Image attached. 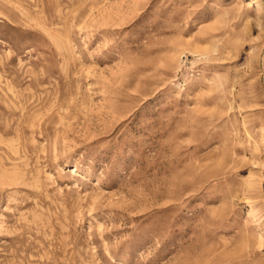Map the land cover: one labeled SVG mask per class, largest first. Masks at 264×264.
<instances>
[{"label":"rangeland","instance_id":"obj_1","mask_svg":"<svg viewBox=\"0 0 264 264\" xmlns=\"http://www.w3.org/2000/svg\"><path fill=\"white\" fill-rule=\"evenodd\" d=\"M0 264H264V0H0Z\"/></svg>","mask_w":264,"mask_h":264},{"label":"bare ground","instance_id":"obj_2","mask_svg":"<svg viewBox=\"0 0 264 264\" xmlns=\"http://www.w3.org/2000/svg\"><path fill=\"white\" fill-rule=\"evenodd\" d=\"M251 187V184L249 185V188ZM254 188V187H253Z\"/></svg>","mask_w":264,"mask_h":264}]
</instances>
